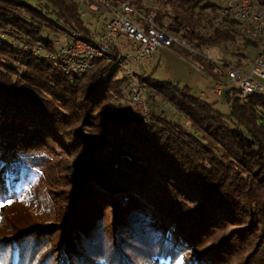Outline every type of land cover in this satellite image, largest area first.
Instances as JSON below:
<instances>
[{
  "label": "trees",
  "instance_id": "1",
  "mask_svg": "<svg viewBox=\"0 0 264 264\" xmlns=\"http://www.w3.org/2000/svg\"><path fill=\"white\" fill-rule=\"evenodd\" d=\"M84 1L0 0V210L36 179L52 211L6 228L0 264H264V95L228 88L224 113L189 86L136 71L149 106L137 118L123 67L99 58L69 74L44 56L75 28L93 41ZM223 1L132 0L247 69L262 44L221 15ZM129 47L121 35L114 51ZM181 54L212 74L213 63Z\"/></svg>",
  "mask_w": 264,
  "mask_h": 264
},
{
  "label": "built area",
  "instance_id": "2",
  "mask_svg": "<svg viewBox=\"0 0 264 264\" xmlns=\"http://www.w3.org/2000/svg\"><path fill=\"white\" fill-rule=\"evenodd\" d=\"M102 5H105L108 9L105 10L111 14V20L102 33L93 34V36L101 40L106 48L113 50V59H109L106 63H122L123 68H128L129 75L133 76L134 96H131V100L134 110L141 114H148L147 93L137 82L134 66L150 60L157 50L166 49L157 46V39H168V37L159 35L158 27L160 26L154 16L139 12L131 0H105V4ZM89 6L96 12L104 9L92 2ZM250 6H256V0H241L239 4L222 2L221 15L229 19L237 18V15H246V19L252 20V28L249 29L260 32L261 36H264V9L258 8L257 14H250ZM76 34L81 32L75 28L69 37V42L60 47V54L54 57V59L67 61V68L74 73L85 72L86 68H92L94 61L99 59L86 45L74 44ZM121 35L126 36L130 47L118 55L114 51V45ZM189 46L200 50V57L213 63L212 74H207L212 80V91L215 95L221 96L226 89L234 86L239 89L240 95L245 99L249 98V92L264 95V53H257L250 67L243 69L213 58L212 49L209 47L202 49L191 42Z\"/></svg>",
  "mask_w": 264,
  "mask_h": 264
},
{
  "label": "rangeland",
  "instance_id": "3",
  "mask_svg": "<svg viewBox=\"0 0 264 264\" xmlns=\"http://www.w3.org/2000/svg\"><path fill=\"white\" fill-rule=\"evenodd\" d=\"M91 2L95 1H84L81 10L84 14V20L92 30V37L93 34H100L104 28L106 29L104 23L107 21V14H103L101 10L107 12L108 15L111 14L105 10L107 9L105 5L100 3L98 5L104 9H101L99 12L92 10L89 6ZM66 42L67 39L62 38L58 48L67 44ZM92 42H94V39ZM222 52L223 54L226 53L224 49H222ZM181 53L168 49H159L153 54L150 61L135 65L134 69L139 73L153 74V77L158 80H171L181 83L182 86H189L193 89L195 95L200 96L201 93H204L202 97L212 103L217 101V107L222 112H230L229 104L223 94L217 96L212 91V80L207 72L194 62L193 59H188ZM212 57L215 59L220 58L214 49H212ZM248 72H250L249 69ZM43 196L47 198V191L43 185H38V181L35 179L31 187L24 194L18 196L14 202L10 199L3 202L1 205L5 206L4 209L6 211L0 210V235L7 232V227L22 229L23 225H31L39 223L42 220L50 219L52 217V215L50 216L52 211L47 213L45 210L48 208V204L46 206L44 205ZM9 201L11 202L7 203ZM243 259L240 256L230 255L220 264H241L240 260L242 261Z\"/></svg>",
  "mask_w": 264,
  "mask_h": 264
},
{
  "label": "bare ground",
  "instance_id": "4",
  "mask_svg": "<svg viewBox=\"0 0 264 264\" xmlns=\"http://www.w3.org/2000/svg\"><path fill=\"white\" fill-rule=\"evenodd\" d=\"M91 1H95V2H92L94 4H98V3L105 4V0H91ZM223 2L239 4L241 3V0H224ZM258 8L264 9V4H261L259 0H256V6H250V14H257ZM232 20L246 23L247 26L245 28V35L249 38H252L254 40L261 42L262 46L257 53H264V36H261L260 32H255L254 30L249 29V28H252V20L246 19V15H237V18H232ZM158 34L168 37V39H157V46L164 47L171 51L190 53V54L200 57V50H198L194 46H189V41L187 39L178 38L175 34L167 31L166 29L162 27H158ZM92 37L94 39V42L85 40L82 34H76L74 37V44L86 45L87 48L91 52L95 53L98 56V58H104L105 61H109V59H113V50H111L110 48H106V46L103 44V42H101V40H97V38L94 36ZM58 54H60V48L58 49L56 53H48V54L46 53L44 54V56L54 59V57H57ZM58 60H60V62L64 65L66 73H69V74L74 73L73 70H69L67 68V61H62V59H58ZM113 64L119 67H122V63H113ZM90 69L91 68H86L85 72H87ZM124 69H125L126 76L129 79H131L133 82V76L129 75L128 68H124ZM85 72H77V74H82ZM137 82L139 84H142L138 77H137ZM254 95H259V94H256V92H249V98ZM131 96H134L133 88H132ZM131 105H132V108L134 109V104L132 100H131Z\"/></svg>",
  "mask_w": 264,
  "mask_h": 264
},
{
  "label": "water",
  "instance_id": "5",
  "mask_svg": "<svg viewBox=\"0 0 264 264\" xmlns=\"http://www.w3.org/2000/svg\"><path fill=\"white\" fill-rule=\"evenodd\" d=\"M116 44V43H115ZM115 46V45H114ZM152 59V58H151ZM150 59V60H151ZM150 60H148V61H150ZM144 62H147V61H144ZM142 63V62H141ZM138 65V64H137ZM135 70V69H134ZM135 73H136V70H135ZM143 87H144V85L143 84H141ZM144 89L146 90V88L144 87ZM147 91V90H146ZM147 93V92H146ZM147 105H148V102H147ZM130 106H131V108H132V105H131V102H130ZM148 108H149V106H148ZM132 113L137 117V118H139V119H142V120H145L147 117H148V115H149V110H148V114H141V113H139V112H137V111H135L133 108H132Z\"/></svg>",
  "mask_w": 264,
  "mask_h": 264
},
{
  "label": "crops",
  "instance_id": "6",
  "mask_svg": "<svg viewBox=\"0 0 264 264\" xmlns=\"http://www.w3.org/2000/svg\"><path fill=\"white\" fill-rule=\"evenodd\" d=\"M109 17L111 18V16H110V15H109ZM104 27H105V26H104ZM104 30H105V28H104ZM104 30H103V31H104ZM203 95H204V93H201L200 97H202Z\"/></svg>",
  "mask_w": 264,
  "mask_h": 264
},
{
  "label": "snow or ice",
  "instance_id": "7",
  "mask_svg": "<svg viewBox=\"0 0 264 264\" xmlns=\"http://www.w3.org/2000/svg\"><path fill=\"white\" fill-rule=\"evenodd\" d=\"M11 201H9V203H10Z\"/></svg>",
  "mask_w": 264,
  "mask_h": 264
}]
</instances>
